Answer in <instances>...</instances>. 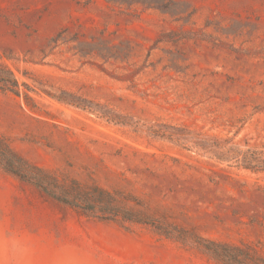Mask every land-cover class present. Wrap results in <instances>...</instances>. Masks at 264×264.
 <instances>
[{
	"label": "rangeland",
	"instance_id": "374dc122",
	"mask_svg": "<svg viewBox=\"0 0 264 264\" xmlns=\"http://www.w3.org/2000/svg\"><path fill=\"white\" fill-rule=\"evenodd\" d=\"M0 264H264V0H0Z\"/></svg>",
	"mask_w": 264,
	"mask_h": 264
},
{
	"label": "trees",
	"instance_id": "16d2710c",
	"mask_svg": "<svg viewBox=\"0 0 264 264\" xmlns=\"http://www.w3.org/2000/svg\"><path fill=\"white\" fill-rule=\"evenodd\" d=\"M7 167V170L13 174H16L18 176H20L19 172H17L16 170H13L12 167L10 166H6ZM22 178V176H20ZM22 179H25L26 181H30V179L26 178V177H23ZM36 185H38L37 183H35ZM40 187V185H39Z\"/></svg>",
	"mask_w": 264,
	"mask_h": 264
}]
</instances>
